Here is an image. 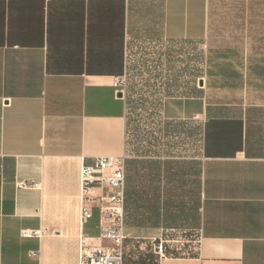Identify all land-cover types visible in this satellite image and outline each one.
Masks as SVG:
<instances>
[{
	"label": "crops",
	"instance_id": "obj_1",
	"mask_svg": "<svg viewBox=\"0 0 264 264\" xmlns=\"http://www.w3.org/2000/svg\"><path fill=\"white\" fill-rule=\"evenodd\" d=\"M178 41L202 47V94L160 115L199 121L200 153L126 161L125 231L186 234L195 191L196 252L158 264H264V0H0V264H81L80 168L127 153L114 83L135 44Z\"/></svg>",
	"mask_w": 264,
	"mask_h": 264
},
{
	"label": "rangeland",
	"instance_id": "obj_2",
	"mask_svg": "<svg viewBox=\"0 0 264 264\" xmlns=\"http://www.w3.org/2000/svg\"><path fill=\"white\" fill-rule=\"evenodd\" d=\"M155 47L135 44L130 49L126 73L119 79L125 102H128L129 96L136 101L133 110L129 108L126 110L127 154L130 158H164L165 155L197 157L201 146L200 122H167L160 112L163 102L168 99L163 98L166 85H172L171 89L181 95L188 93V81L191 80L193 73L191 68L203 69V66L201 68L204 57L202 47L199 43L192 42L172 44L171 49L175 50V57L170 63L165 57L159 58L157 53L163 52ZM197 87L199 88L198 85ZM166 123H171L168 134L165 131ZM196 197L194 191L193 211L192 214H188L186 234L184 231L137 230L136 217L133 215V227L127 228L128 238L124 243V264H140L148 257L152 259L153 264H158L160 256L157 253L160 245L169 253L174 250L173 254L176 253L178 257L193 256L198 246ZM146 233L154 235L144 239L143 235Z\"/></svg>",
	"mask_w": 264,
	"mask_h": 264
},
{
	"label": "built area",
	"instance_id": "obj_3",
	"mask_svg": "<svg viewBox=\"0 0 264 264\" xmlns=\"http://www.w3.org/2000/svg\"><path fill=\"white\" fill-rule=\"evenodd\" d=\"M118 93H122V84L118 79L114 83ZM126 153L120 157H96L90 164L80 168V220L86 223L93 216V208L99 209V237L95 242L85 235L80 236L81 264H124V243L128 238L125 231V190ZM20 183L19 187H24ZM102 190L95 194V190ZM28 236L27 232L22 233ZM103 243L110 245L104 246ZM163 258V247H158Z\"/></svg>",
	"mask_w": 264,
	"mask_h": 264
},
{
	"label": "trees",
	"instance_id": "obj_4",
	"mask_svg": "<svg viewBox=\"0 0 264 264\" xmlns=\"http://www.w3.org/2000/svg\"><path fill=\"white\" fill-rule=\"evenodd\" d=\"M178 42H192V43H196V42H193V41H178ZM174 57H175V50L174 49H170L169 51H166L165 58H166V60L169 63L171 62V59H172V62H173V58ZM203 61H204V57H202L201 68L203 66ZM198 68H196V69H194L193 67L191 68V72H193V73L191 74V80L188 81V93L187 94L181 95L176 90H172L171 89L172 85H166V89L164 91L163 98H193V97H199L202 94V91L197 87V85H198V81L201 79V76H202V73H203V69H198ZM188 69H190V68L188 67ZM140 101H141V99H140ZM135 102H136L135 99H133V97L129 96L128 102H125L126 110H127V108H129V110H133V105H134ZM167 122H172V121H167ZM170 124L171 123H166V130H165L166 134H168V132H169L168 127H169ZM126 134H127V121H126ZM127 147H128V144H127V139H126V151H127ZM164 157L167 158V157H170V155H165Z\"/></svg>",
	"mask_w": 264,
	"mask_h": 264
},
{
	"label": "water",
	"instance_id": "obj_5",
	"mask_svg": "<svg viewBox=\"0 0 264 264\" xmlns=\"http://www.w3.org/2000/svg\"><path fill=\"white\" fill-rule=\"evenodd\" d=\"M198 86H199V88H201V87L203 86L201 80L198 81ZM118 97L121 98V97H122V94L119 93V94H118Z\"/></svg>",
	"mask_w": 264,
	"mask_h": 264
}]
</instances>
